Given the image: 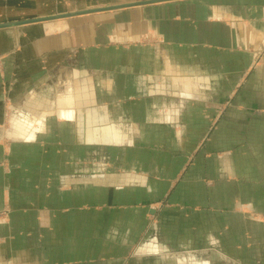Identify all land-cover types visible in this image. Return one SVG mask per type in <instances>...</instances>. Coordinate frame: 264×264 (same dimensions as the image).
<instances>
[{"label":"crops","instance_id":"obj_1","mask_svg":"<svg viewBox=\"0 0 264 264\" xmlns=\"http://www.w3.org/2000/svg\"><path fill=\"white\" fill-rule=\"evenodd\" d=\"M0 214V264H264V0L0 28Z\"/></svg>","mask_w":264,"mask_h":264},{"label":"water","instance_id":"obj_2","mask_svg":"<svg viewBox=\"0 0 264 264\" xmlns=\"http://www.w3.org/2000/svg\"><path fill=\"white\" fill-rule=\"evenodd\" d=\"M165 1H170V0H145V1H136V2L121 4V5H111L107 7L93 8V9H87V10H82V11H75L71 13L57 14V15H51V16H46V17H39V18L27 19L23 21H16V22L0 24V28L20 26V25L38 23V22H46V21L55 20L59 18H68V17L78 16V15H83V14H90V13L101 12V11L118 10V9L133 7V6H140V5L152 4V3H157V2H165Z\"/></svg>","mask_w":264,"mask_h":264},{"label":"rangeland","instance_id":"obj_3","mask_svg":"<svg viewBox=\"0 0 264 264\" xmlns=\"http://www.w3.org/2000/svg\"><path fill=\"white\" fill-rule=\"evenodd\" d=\"M8 217H9V216H8L7 214H0V220H1V219H4V220H5V219H8Z\"/></svg>","mask_w":264,"mask_h":264}]
</instances>
